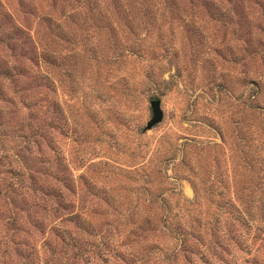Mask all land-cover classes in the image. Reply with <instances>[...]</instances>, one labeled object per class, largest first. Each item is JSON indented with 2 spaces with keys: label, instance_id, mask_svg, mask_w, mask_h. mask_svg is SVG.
<instances>
[{
  "label": "rangeland",
  "instance_id": "rangeland-1",
  "mask_svg": "<svg viewBox=\"0 0 264 264\" xmlns=\"http://www.w3.org/2000/svg\"><path fill=\"white\" fill-rule=\"evenodd\" d=\"M4 25L47 58L0 74V264H264V0H0Z\"/></svg>",
  "mask_w": 264,
  "mask_h": 264
},
{
  "label": "trees",
  "instance_id": "trees-1",
  "mask_svg": "<svg viewBox=\"0 0 264 264\" xmlns=\"http://www.w3.org/2000/svg\"><path fill=\"white\" fill-rule=\"evenodd\" d=\"M2 20L5 18V14L1 13ZM1 20V21H2ZM2 33L0 36V43L4 45V48L7 49V52L3 58H0V74L7 77V78H14V77H23L26 82L32 81V66L29 65V63L38 65V60L41 59V62L46 60L47 55L46 54H38L37 53V47L35 48L33 44V38L24 32L20 31L16 27H11L10 31L5 28V25L1 27ZM38 76L34 78V81L38 83L37 87H40V83H43L45 80V76L41 73V70L39 72H36ZM35 73V74H36ZM3 129L4 126H1ZM38 129L41 127L38 126ZM39 131V130H37ZM36 131L32 129V133H35ZM1 166H5V164L0 163ZM10 165V164H9ZM18 173L16 175L17 178L22 177V175H19ZM14 184L13 180L10 181V185H7L11 187V185ZM34 189V188H33ZM37 207H40V204H36ZM72 205L69 203H64L62 206L63 210H68L71 208ZM70 217H75L74 215H71ZM183 236L187 235V231L182 230L180 232ZM183 237L181 239V244L185 245V247H188V241L190 240V237ZM71 241L78 242V239L72 238ZM176 259L172 258V256H168L165 261H163V264H175Z\"/></svg>",
  "mask_w": 264,
  "mask_h": 264
},
{
  "label": "water",
  "instance_id": "water-1",
  "mask_svg": "<svg viewBox=\"0 0 264 264\" xmlns=\"http://www.w3.org/2000/svg\"><path fill=\"white\" fill-rule=\"evenodd\" d=\"M151 109L153 112V119L150 122V125H149L150 127L159 123L163 118V112L160 108V102L159 101H153L151 103Z\"/></svg>",
  "mask_w": 264,
  "mask_h": 264
}]
</instances>
